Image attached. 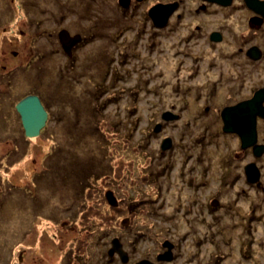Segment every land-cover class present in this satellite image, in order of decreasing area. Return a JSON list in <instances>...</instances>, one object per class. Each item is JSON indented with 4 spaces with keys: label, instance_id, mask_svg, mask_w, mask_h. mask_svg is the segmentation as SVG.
I'll use <instances>...</instances> for the list:
<instances>
[{
    "label": "rangeland",
    "instance_id": "374dc122",
    "mask_svg": "<svg viewBox=\"0 0 264 264\" xmlns=\"http://www.w3.org/2000/svg\"><path fill=\"white\" fill-rule=\"evenodd\" d=\"M113 1L0 0V63L9 60L8 68L17 67L11 78L20 93L32 88L55 92L48 123L34 137L21 134L7 107L0 110V264H80L74 254L87 264L95 245L105 241L102 231L114 235L129 254L126 262L116 256L102 264H134L145 256L152 264H170L172 258H156L165 240L178 243L179 264H238L241 239L253 255L244 263L254 264L255 258L264 264L262 192L242 187L240 179L222 184L224 151L218 144L225 137L212 140L217 147L196 144L205 122L214 130L220 123L215 112L225 84L216 85L219 68H209L202 59L191 76L184 58L177 69L180 56L174 58L169 30L159 31L161 42L149 49L142 22L132 19L118 36ZM57 11L64 15L59 22L53 16ZM74 22L84 36L90 26L96 37L70 58L60 51L55 34L65 23L75 29ZM13 49L19 54L11 59ZM8 72L0 66V75ZM197 90L200 100L194 97ZM214 98L218 103H212ZM205 104L211 105L208 114L196 117ZM165 110L176 116L162 119ZM163 138L171 145L162 155ZM89 159L102 164L94 168L88 188H79V171ZM203 169L207 192L191 183V175L200 180ZM137 198L144 201L137 205ZM209 199L216 210L209 209ZM216 213L219 219L213 218ZM251 214L256 220L249 246L240 223ZM232 221L237 225L228 227ZM24 247L32 250L25 249L19 261ZM66 250L73 258L69 263Z\"/></svg>",
    "mask_w": 264,
    "mask_h": 264
},
{
    "label": "flooded vegetation",
    "instance_id": "af4514ba",
    "mask_svg": "<svg viewBox=\"0 0 264 264\" xmlns=\"http://www.w3.org/2000/svg\"><path fill=\"white\" fill-rule=\"evenodd\" d=\"M126 2V5L123 6L119 0L113 1V6L116 9L115 15L118 16L113 20H116L118 22L117 25L120 27L119 30L115 31L119 32L118 36L128 29L132 19L137 21V24L138 22H142L148 27L144 44L146 49H149L154 42L156 44L161 42V32L159 31L169 30L171 34H174V58L180 56L175 61L177 69H180V66L183 67L186 63L184 58L187 59L186 69L189 68L191 76L198 69L196 64H199L202 59H206L209 68L212 65H215V68H219L220 79L217 80L218 83L216 82V85H222V83L225 85L221 92L222 94L219 95L221 98L219 99L220 102L218 103L214 98L212 103L216 102L220 104L219 109L215 112L216 118L220 123L214 130L215 127L212 128V126H209V122L208 124L205 122L200 131L201 134H198L196 137L199 139V142H197L198 139L196 140V144L200 146L203 143L205 146L212 145L214 144L212 140L216 136L225 137L227 141L223 142V144H218L224 151V156L221 158L223 161L220 162V165L223 168L225 167L224 170L222 168L221 172L224 178L222 184L227 186L240 179L242 187L260 191L264 197V0H126ZM170 2H174V10L169 15L164 28L161 27L162 29H159L160 26H156L148 15V10L157 3ZM45 11L47 12L48 10L45 9ZM132 13L133 15H131ZM53 16L57 18L58 22L61 18H64V15L61 16L59 11L53 12ZM74 23L76 25L75 29L65 23L59 26L55 34L61 46L60 51L67 53L68 56H66L70 58L75 57L78 49L83 44L94 36L96 37L90 26H87L86 29L84 27V32L87 34L84 36L85 34L82 33L80 25L77 22ZM62 29H65L69 35V39L65 43H62L59 38V32ZM50 50L52 49H49V52ZM10 54L12 55L11 59H13V57L18 56L19 51L13 49L10 51ZM179 59H182L181 63ZM8 62L9 60L6 64L0 63L1 68L8 69L9 71L5 75H0V82H4L0 86V110H4L3 107H7L6 110L9 109L6 114L13 115V119L19 126V129H21V134L27 138L28 136L25 135L20 114L16 109V103L28 94L37 95L47 112L46 125L50 117L49 109L46 107L44 101L48 89L40 90L32 88V90L20 93L16 80H13L14 83L11 78L12 75H16L15 69L17 67L8 68ZM11 62L12 60L9 65H11ZM192 64H195V66H192ZM33 86L38 85L33 84ZM190 89L192 87H186L184 90L189 92ZM196 92L198 90L195 91L194 97L200 100L198 98L201 96L199 92ZM208 93L210 94V92ZM204 102L206 101L204 100ZM210 107V104H205L202 110H199L196 117L206 116ZM223 111H225L224 116ZM225 121L235 122V125H228V129L226 130L224 129ZM45 125L40 129L39 134L45 128ZM232 141H234L235 145L231 143ZM224 144L225 147H223ZM215 147L217 146L215 145ZM225 158L227 162L224 160ZM241 162L243 164H240ZM230 165L232 167L228 168ZM237 168H241L240 174L238 172L234 173ZM230 174H233L232 177H230ZM204 176L205 169L201 173L200 180H195L194 176L191 175V183L193 181L196 182L195 188L205 187L203 188L205 190L206 186L210 188L209 182L207 183ZM207 204L212 211L218 208L217 206H212L210 199ZM220 217L221 215L217 213L213 215L215 219H219ZM247 218L244 220V226L241 223L240 230H245L246 228L245 231H247V225L249 223L252 224V221L248 222ZM233 222L235 221L230 223ZM243 230L240 232L241 235L244 233ZM102 234L106 236L105 241L103 240L101 246L95 245L92 250L94 256L90 258L87 264H100L106 261L111 263L116 256L121 260L119 254L114 249L111 251L115 236L108 237L105 232H102ZM242 240L239 243V250ZM177 244L173 242L174 246L172 248L174 252L172 249V261L170 264H179L176 261ZM161 246L163 247V243ZM166 248L163 247V252ZM25 249L32 250L29 247L20 249L18 254L19 261L24 258L23 252ZM122 249H124L123 246ZM124 251L126 250L124 249ZM163 252H158L156 258L163 254ZM66 254L68 256V263L75 258L80 264H84L80 261L82 256L76 255V257L73 256L72 258V255L67 250ZM127 256L129 259L128 252ZM98 261L100 263H97ZM168 261L166 260V262ZM155 264L160 263L156 261Z\"/></svg>",
    "mask_w": 264,
    "mask_h": 264
},
{
    "label": "water",
    "instance_id": "95a60500",
    "mask_svg": "<svg viewBox=\"0 0 264 264\" xmlns=\"http://www.w3.org/2000/svg\"><path fill=\"white\" fill-rule=\"evenodd\" d=\"M120 4L123 6L126 5V0H119ZM174 10V2L170 3H157L153 6H151L148 10V15L152 19L153 23L156 26H163L168 20L169 15ZM59 38L62 43H65L69 39L68 32L65 29L60 30L59 32ZM16 109L20 114L22 126L24 128L25 135L28 137H34L39 134L40 129L45 125L46 119H47V112L42 105L39 97L35 94H28L21 98L16 103ZM225 111H223V116ZM176 116L174 113L170 110H165L162 112L161 117L164 120H170L173 119ZM225 118V117H224ZM233 124L235 125V122H228L225 121L224 129H228V125ZM161 126V123H157L154 130L157 131ZM234 129V127H232ZM171 145V139L170 138H163L161 142V149L164 150L168 148ZM108 195L109 201H114L113 196ZM113 247L111 251L114 249L116 251L120 258L123 261L128 260L127 252L122 249L121 243L118 241L117 238L113 239ZM163 245L167 247V250L164 251L163 254L158 256V259H171V248L174 246L172 242L165 240L163 242ZM134 264H152L148 260L141 259Z\"/></svg>",
    "mask_w": 264,
    "mask_h": 264
},
{
    "label": "trees",
    "instance_id": "16d2710c",
    "mask_svg": "<svg viewBox=\"0 0 264 264\" xmlns=\"http://www.w3.org/2000/svg\"><path fill=\"white\" fill-rule=\"evenodd\" d=\"M74 58V57H73ZM110 61H111V59H110ZM54 96H55V92H53V91H51V92H47L46 94H45V99H44V101H45V104H46V107L49 109V112H50V116H51V113H52V111L50 110V108H49V105H50V101H53V102H55V99H54ZM102 106V105H101ZM99 110V112H100V114L97 112ZM96 112L98 113V115H101L102 114V108H97L96 107ZM96 112H95V114H96ZM126 125H127V123H126ZM116 126H118V125H116ZM97 128V126H95V129ZM97 130V129H96ZM197 140V139H196ZM197 142H199V139H198V141ZM200 142H202V141H200ZM201 144V143H200ZM160 146H161V144H160ZM160 149H161V147H160ZM203 151H201L200 153H202ZM163 153V151H162V149H161V154ZM190 155H192V153H189ZM163 155V154H162ZM161 155V156H162ZM197 159H198V157H197ZM226 162H227V159L225 158L224 159ZM223 161V160H222ZM100 164H102V163H99V160H91V159H89V161H87V167L85 168V169H83L82 171H79L80 172V178L78 179L79 181H80V186H79V188H84V186L86 185V184H88V179L90 178V175L92 174V172H93V175L94 174H96L97 172V170L95 171L94 170V168L96 167V166H99ZM166 166H171V167H173V163L171 164V163H164V168L166 167ZM146 178H152V176H150V175H147V176H145ZM85 188H88V186H85ZM81 190V189H80ZM79 189H78V192H79V194L81 195L82 193H84V192H82V193H80L81 191H80ZM128 197H129V195H128ZM150 197V196H149ZM134 198L135 197H133V196H130V199H129V201H131V200H134ZM151 198V197H150ZM142 201H144V199H140V198H137V205L140 203L141 204V202ZM122 202H124V200H123V198H122ZM248 218H247V220H248V222H253V221H255L256 220V217L255 216H253L252 214L251 215H249V216H247ZM240 223V222H239ZM241 223L243 224V226L245 225V222L244 221H241ZM241 223H240V226H241ZM237 225V223H235V222H233V223H230V224H228V227H235ZM251 228H253L252 227V224L251 223H249L248 225H247V231L248 232H246L245 233V231H243L244 233H242V235H247V237H246V244L247 245H251V241L253 240L252 238H253V233H254V231L253 230H250ZM245 230H246V228H245ZM103 232V231H102ZM211 237H212V235H211ZM243 241V240H242ZM248 249H250V248H248ZM245 246H244V244H242V246L240 247V255H241V262H239L238 264H245L244 262H246V261H248L249 262V260H250V258H253V255H251L250 253H251V251L249 252V250H248ZM74 257H76V255H74ZM82 258V257H81ZM256 259L254 258V264H256Z\"/></svg>",
    "mask_w": 264,
    "mask_h": 264
}]
</instances>
